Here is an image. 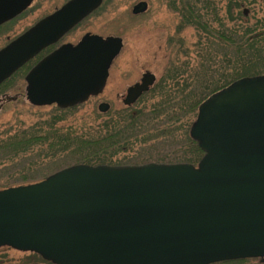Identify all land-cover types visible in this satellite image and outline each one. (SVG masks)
Returning <instances> with one entry per match:
<instances>
[{
    "label": "water",
    "instance_id": "1",
    "mask_svg": "<svg viewBox=\"0 0 264 264\" xmlns=\"http://www.w3.org/2000/svg\"><path fill=\"white\" fill-rule=\"evenodd\" d=\"M31 0H0V24ZM102 0H69L0 49V84L56 43ZM140 1L132 15L147 11ZM122 39L85 34L26 75L33 106L65 109L99 95ZM142 74L126 89L133 105L154 85ZM109 105L101 103L105 113ZM203 156L187 163L73 165L41 182L0 191V248L53 264H212L264 258V76L210 95L189 130Z\"/></svg>",
    "mask_w": 264,
    "mask_h": 264
},
{
    "label": "trees",
    "instance_id": "2",
    "mask_svg": "<svg viewBox=\"0 0 264 264\" xmlns=\"http://www.w3.org/2000/svg\"><path fill=\"white\" fill-rule=\"evenodd\" d=\"M163 2L178 18L176 34L168 40L170 63L150 91L137 101L142 106L108 111L94 126L66 128L60 123L73 108H54L43 123L0 133V165L28 155L31 169L41 159L65 153L72 155V164L120 165L121 160L115 163L113 159L137 145H177L179 141L180 146L186 143L184 147L188 151L191 148L192 153L176 154L170 160L196 164L202 152L187 131L198 106L240 78L264 75V0ZM186 30L193 33L190 46L181 37ZM168 157L165 154L157 160L165 162ZM135 159L137 165L156 161L151 153ZM5 185L1 184L0 189L7 188Z\"/></svg>",
    "mask_w": 264,
    "mask_h": 264
},
{
    "label": "rangeland",
    "instance_id": "3",
    "mask_svg": "<svg viewBox=\"0 0 264 264\" xmlns=\"http://www.w3.org/2000/svg\"><path fill=\"white\" fill-rule=\"evenodd\" d=\"M64 1L55 0V4L60 6ZM140 1L148 3V10L140 16H133L131 8ZM53 4L44 2L39 5L35 2L24 14L1 27L0 49L39 21L40 15L52 9ZM177 22V16L166 7L163 0H103L96 12L71 30L60 42L75 44L84 34L91 33L102 37L121 38L122 49L111 64L102 93L69 111V115L60 123V126L65 128L73 125L94 126L102 121L105 115L97 109L100 103H107L110 106L109 112L125 109L121 99L127 87L139 81L145 72L154 74L158 80L170 63L172 49L168 47V40L176 34ZM181 37L188 46L194 42L191 30L184 31ZM25 73L26 70L19 72L0 87V133L7 130L12 133L17 127L25 129L36 123H43L49 119L54 109L52 106L37 108L26 101V84L23 80ZM140 106L142 103H137L134 108ZM187 133L189 135V129ZM184 145L180 146V141L177 145L160 143L147 144L144 147L137 145L129 152L117 155L113 160L115 163L121 160L122 162H118L120 165H136L135 157L151 153L153 160L157 163H182L172 162L170 159L176 154L191 155V148L188 151ZM165 154L169 155L168 159L165 162H158L157 159ZM24 157H19L12 162L5 161L0 165V188L4 183H7L5 187H10L40 181L56 171L73 165L74 160L70 153H65L54 159H41L36 162L35 167L30 169L28 167L30 159L27 158L28 155ZM25 254L27 253H18L7 247L0 248V264H30L23 260ZM246 264L259 263L249 261Z\"/></svg>",
    "mask_w": 264,
    "mask_h": 264
},
{
    "label": "flooded vegetation",
    "instance_id": "4",
    "mask_svg": "<svg viewBox=\"0 0 264 264\" xmlns=\"http://www.w3.org/2000/svg\"><path fill=\"white\" fill-rule=\"evenodd\" d=\"M43 1V2H42ZM69 0H65L64 1V3L63 4H60V6L58 5V4H55V0H31V2H30V4L23 10V11H21L19 14H17L15 17H13L12 19H10L9 21H6V22H4V23H2V24H0V28L1 27H3L5 24H7L8 22H10V21H12V20H14V19H16V18H18L19 16H21L22 14H24L28 9H30L31 8V5L33 4V3H35L36 2V4H39V5H42L44 2L45 3H49V2H51V3H54L53 5H52V9H50V10H47L46 12H44L43 13V15H40V20L41 19H43V18H45V17H47V16H49V15H51L52 13H54L55 11H57L61 6H63L65 3H67ZM103 3V2H102ZM102 5V4H101ZM100 7H98L94 12H96L98 9H99ZM94 12H92L89 16H91ZM89 16H87L86 18H88ZM85 18V19H86ZM85 19H83L81 22H83ZM80 25V23L77 25V26H79ZM75 28V27H74ZM73 28V29H74ZM24 32V31H23ZM22 32V33H23ZM67 34H69V33H67ZM66 34V35H67ZM20 35V34H19ZM65 35V36H66ZM65 36H63L57 43H55V44H53L52 46H50V47H48L47 48V50L45 49V54L44 55H42V56H40V58H37V60H35V62H33V64H31V63H29V64H27V65H25L22 69H24L25 68V70H26V73H25V75H24V78H23V80H24V82H25V77H26V74L30 71V69L40 60V59H42L45 55H47L48 53H50L51 51H53V50H55L56 48H58L59 46H61V45H64V44H72V43H70V42H60ZM17 37V36H16ZM16 37H14V38H16ZM13 38V39H14ZM12 39V40H13ZM11 41V40H10ZM10 41H8L5 45H7ZM4 45V46H5ZM3 46V47H4ZM2 47V48H3ZM21 69V70H22ZM26 84V83H25ZM25 89H26V86H25ZM3 99H6V98H3ZM25 99H26V91H25ZM26 101H27V99H26ZM4 102V101H3ZM2 102V103H3ZM28 102V101H27ZM29 103V102H28ZM53 106V105H52ZM41 107H51V106H41ZM41 107H39V108H41ZM0 108H1V105H0ZM38 108V107H37ZM18 253H20V252H18ZM24 254V253H23ZM23 260L25 261V262H30V264H51V263H49V262H46V261H44V260H42L38 255H35V254H31V253H27V254H25V256L23 257ZM249 261H254V262H257V263H259V264H264V259H239V260H231V261H228V262H223V263H217V264H246V263H248Z\"/></svg>",
    "mask_w": 264,
    "mask_h": 264
}]
</instances>
